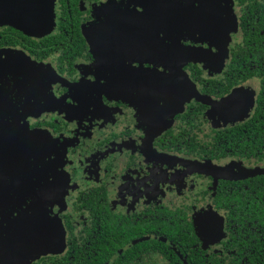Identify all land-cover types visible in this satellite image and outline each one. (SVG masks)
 Returning a JSON list of instances; mask_svg holds the SVG:
<instances>
[{
    "label": "flooded vegetation",
    "instance_id": "af4514ba",
    "mask_svg": "<svg viewBox=\"0 0 264 264\" xmlns=\"http://www.w3.org/2000/svg\"><path fill=\"white\" fill-rule=\"evenodd\" d=\"M112 1L122 35L94 45ZM169 1L181 29L149 53L145 0H56L42 37L0 24V264H264V0Z\"/></svg>",
    "mask_w": 264,
    "mask_h": 264
},
{
    "label": "water",
    "instance_id": "95a60500",
    "mask_svg": "<svg viewBox=\"0 0 264 264\" xmlns=\"http://www.w3.org/2000/svg\"><path fill=\"white\" fill-rule=\"evenodd\" d=\"M144 8L145 12L144 14V36H141V39L143 40V44L145 46L146 52L149 53L153 51V49H150L149 47H154L155 41L152 39V34L157 30H160L159 33L161 36L165 37H171L174 35V32L181 28L174 27L173 22L177 20H181L183 10H174L170 6L169 0H145ZM106 7V6H105ZM56 0H0V24L1 23H7L10 25L15 26L19 30L23 31L26 34L34 35V36H45L49 33H51L54 30L55 24H56ZM122 12H117L116 14H121ZM123 17H111L109 18V21L106 22L104 25H102L98 29L91 30L88 28L85 32L86 37L89 41L92 42V44L96 45V41L99 43L103 42V44H111V41L114 42V39L112 36H121L122 35V23L121 20ZM177 33V32H176ZM108 39V37H110ZM105 37V39L103 38ZM102 38V39H101ZM116 39V38H115ZM157 44L161 45L162 51H172L170 49V45L168 43H165L164 40L161 42H158ZM191 49V48H190ZM174 52V50H173ZM171 52V53H173ZM195 56L198 53H194ZM17 66L16 68L19 70H25V72L32 73L33 69L37 71L38 73H35L34 75L36 77H40L42 79H47L48 75L50 74L51 70H45L42 67H37L35 64H32L28 61L22 60L20 57L16 59ZM11 60L5 59L3 61L0 60V66H2V63L10 64ZM147 72H153V70H147ZM52 73V72H51ZM56 73V72H55ZM58 79V78H57ZM53 81H55L53 79ZM219 106H225L226 113H228L229 110H232L235 108L234 106V98L231 96L227 98L226 100H223L222 102H216L214 104V107L217 109ZM226 118L233 120L234 115L233 113L224 115ZM29 223V218H21L19 221V224L17 223L16 230L12 232V238L11 239H5L3 240V244L5 243H16V240L18 238V243L16 244H24L25 242H21L20 236L21 232L25 230V234L27 233V225ZM17 233V234H16ZM16 234V235H15ZM25 237V235H24ZM51 246L46 247L44 251L40 252H48L51 251L49 249ZM26 249V248H25ZM25 249H18L17 253L26 254ZM37 252V251H35ZM16 254V251H13L12 257ZM18 257V256H17Z\"/></svg>",
    "mask_w": 264,
    "mask_h": 264
},
{
    "label": "rangeland",
    "instance_id": "374dc122",
    "mask_svg": "<svg viewBox=\"0 0 264 264\" xmlns=\"http://www.w3.org/2000/svg\"><path fill=\"white\" fill-rule=\"evenodd\" d=\"M108 7H104V6H99L98 7V11H99V18H101L100 20L102 21H105L108 22L109 21V16H111L112 14H115L116 12H121L125 9H123V7L125 6L123 1H122V4L120 5V2L117 4L116 1H112L110 3L107 4ZM228 17H232V12L231 10H229V14H228ZM108 50V49H107ZM105 52H107L105 50ZM164 102L162 103H157L155 102L154 105H153V110H158L160 108H162L164 106ZM151 105V104H150ZM151 110V111H153ZM47 164V161L45 162ZM47 173V170H46V167L45 166H42V165H38V167L34 170L33 174H32V177H29L28 175H19L17 176L16 178L13 179V182H12V187H13V190L18 192V193H23V196H25L24 193H27L29 190H32V189H38V187L33 184L30 180L32 178H40L42 177L43 175H45ZM21 197V194L20 196ZM51 218H54L56 219L55 217H51ZM50 248H56V247H50ZM51 251H54V249H49Z\"/></svg>",
    "mask_w": 264,
    "mask_h": 264
}]
</instances>
